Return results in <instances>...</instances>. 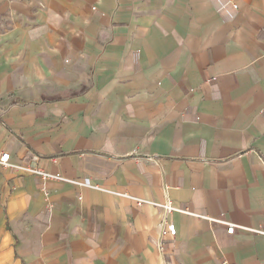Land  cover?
Wrapping results in <instances>:
<instances>
[{
    "label": "crops",
    "instance_id": "obj_1",
    "mask_svg": "<svg viewBox=\"0 0 264 264\" xmlns=\"http://www.w3.org/2000/svg\"><path fill=\"white\" fill-rule=\"evenodd\" d=\"M5 153L0 264H264V0H0Z\"/></svg>",
    "mask_w": 264,
    "mask_h": 264
},
{
    "label": "built area",
    "instance_id": "obj_2",
    "mask_svg": "<svg viewBox=\"0 0 264 264\" xmlns=\"http://www.w3.org/2000/svg\"><path fill=\"white\" fill-rule=\"evenodd\" d=\"M229 7H231L232 9H236L235 6L229 5ZM237 14L231 15L228 17L227 20L232 21L236 18ZM211 88L213 90L217 89V85L216 84H212ZM0 165L8 170L11 171V173H21V172H25L31 175H35L39 178H41V182H39L36 185V188L40 191H46L47 189V181H62V182H66L67 179H65L61 174H52L49 173L47 171H45L42 167L38 166L36 161H32L28 164H24V165H14L11 163L10 161V154L9 153H5L2 155V157L0 158ZM84 186L86 187H94V188H99L98 186H94L92 185V183L90 182V180L86 179L83 183ZM135 201L137 202V204L139 206L143 205L144 203H146V201L143 200H139V199H135ZM154 204V203H151ZM155 206H160L162 208H164L166 210L167 213H171L174 209V207L172 206L171 202H166L165 204H154ZM182 213H187V211H181ZM48 215L51 216V211L48 212ZM40 217L43 218V216L41 215ZM236 227L234 225H229V229L227 231L228 234H233L235 231ZM166 231L169 234V236L171 238H175V236L177 235V229L175 227L174 224H168L166 225ZM262 232V231H261ZM168 247L169 244L166 243H162L160 245V249L163 253H165L166 251H168Z\"/></svg>",
    "mask_w": 264,
    "mask_h": 264
}]
</instances>
